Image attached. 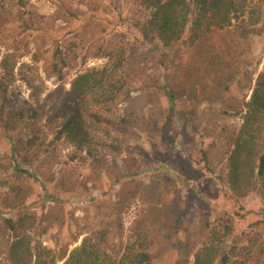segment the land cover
<instances>
[{"label":"rangeland","instance_id":"374dc122","mask_svg":"<svg viewBox=\"0 0 264 264\" xmlns=\"http://www.w3.org/2000/svg\"><path fill=\"white\" fill-rule=\"evenodd\" d=\"M187 2L188 29L169 48L157 38L140 41L135 0H24L21 9L1 10L0 74L5 61L13 74L9 100L21 109L41 106V114L9 129L0 118V264H64L103 228L124 259L154 203L172 212L153 223L163 234L151 246L153 264H174L176 237L185 240V227L197 234L205 218L215 225L230 219L228 245L244 233L264 240V194L232 192L225 148V132L238 133L243 103L264 70V12L261 34L242 39L234 21L191 30L195 5ZM30 19L41 32L22 28ZM57 47L66 57L62 80L53 70ZM121 48L125 65L106 84L123 78V98L111 107L90 93L79 101L73 82L110 72ZM166 92L174 100L170 122ZM69 99L80 107L82 131L58 137L66 120L59 107ZM261 120L264 126V112Z\"/></svg>","mask_w":264,"mask_h":264},{"label":"trees","instance_id":"16d2710c","mask_svg":"<svg viewBox=\"0 0 264 264\" xmlns=\"http://www.w3.org/2000/svg\"><path fill=\"white\" fill-rule=\"evenodd\" d=\"M192 1L195 5V12L190 28L193 31L203 30L205 32L209 31L211 27L223 29L232 26L234 21L237 32H241L242 39H246L250 34L260 35L262 32L257 26L260 15L264 12V0ZM6 4L18 10L24 6V0H0V13ZM133 15L136 22L135 28L141 34V42L148 43L157 38L168 48L181 45L190 20L187 0H135ZM11 16L15 18L13 14ZM20 18L22 20L23 17ZM238 20L240 21L238 22ZM40 24V22L30 19L22 22L21 26L25 31L37 33L42 31ZM123 51L122 48L118 51L119 58L114 62L110 72L102 70L97 73V78L87 74L78 77L73 82L72 89L73 92L76 90L79 101H82L83 97L90 93L94 97L93 101L97 104H106L111 107L123 98L126 84L123 78L116 84H106V81H109L111 76L118 74L125 65ZM52 58L54 61L53 70L59 80H62L60 67L66 66V57L62 49L57 47ZM5 63V61L2 62V74H0V99L2 100L0 118H6L4 127L9 129L11 124L23 119H29L34 124L33 122L41 114V106L21 109L9 100L8 90L13 74ZM166 96L168 98L167 120L170 122L174 112V100L170 92H166ZM125 98H128V94ZM72 102V99L63 101L59 107L60 114L58 116H62L66 120L62 129L57 132L58 137H61L63 133L74 135V132L82 131L80 107L76 106L72 109ZM243 105L246 112L238 133L235 131L225 132L227 138L229 137L225 145L229 152L228 186L234 194L238 195L252 191L264 194V126L261 120L264 112V70L255 80L249 101L244 102ZM203 156L204 162L208 164L205 152ZM154 200L157 202L155 198ZM155 204L147 209L141 219L142 224L134 233L137 246L130 247L129 253L124 259L118 258V253L110 247L107 229L103 228L96 235H91L83 240L81 245L71 252L64 264H153L155 255L150 252L151 246L163 235L160 231L153 229V223L156 222L159 214L163 213L166 217L172 212V207H157ZM230 222V219H222L220 224L215 225L210 224L205 218L201 227H197V234L185 227L181 231L185 240L177 237L175 239L178 258L174 264H188L189 256L197 244H200L201 248L195 255L194 264H264V240L260 239L259 235L251 236L244 233L233 239V242L228 245L233 233ZM195 236L205 237L206 240L202 243L193 241L192 238ZM242 243H244L243 246Z\"/></svg>","mask_w":264,"mask_h":264}]
</instances>
